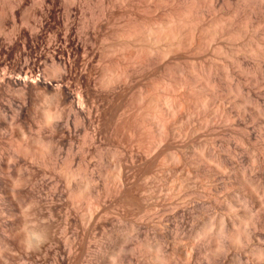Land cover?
Listing matches in <instances>:
<instances>
[{
    "label": "rangeland",
    "instance_id": "374dc122",
    "mask_svg": "<svg viewBox=\"0 0 264 264\" xmlns=\"http://www.w3.org/2000/svg\"><path fill=\"white\" fill-rule=\"evenodd\" d=\"M54 1L0 0V264H264V0Z\"/></svg>",
    "mask_w": 264,
    "mask_h": 264
},
{
    "label": "bare ground",
    "instance_id": "6f19581e",
    "mask_svg": "<svg viewBox=\"0 0 264 264\" xmlns=\"http://www.w3.org/2000/svg\"><path fill=\"white\" fill-rule=\"evenodd\" d=\"M45 1H46V0H41V6H40V8H42L43 11H44V9H45V8H43V7H45V6H43L42 3H44V5H45V3L47 2V1H46V2H45ZM125 1H126V0H125ZM128 1H129V0H128ZM133 1H134V0H133ZM136 1H138V2H140V3H143V4H146L147 7L150 6V5H151V7H152V5H153V10H156L155 8H157V7H159V9H160L161 4H162V5L164 4L165 6L163 5V7H165V8H168V7H166V6H169L170 4H172V3H171L172 0H136ZM173 1H174V0H173ZM184 1H185V0H184ZM184 1H183V3H185ZM54 2H55V1L52 0L51 3L48 2L49 4H48V3H47L48 5L46 4L47 6H46V9H45V10H46L45 12L49 13V15H50V12H51V11L53 12L54 9H55V10L58 9V8L56 9V5H55ZM138 2H135V4H138ZM39 3H40V1H39ZM174 3H175V1H174ZM174 3H173V4H174ZM187 3H188V2H187ZM180 4H181V3H180ZM17 5H18V4H17ZM19 5H20V4H19ZM173 6H174V5H173ZM184 6H185V5H184ZM186 6H187V5H186ZM59 7H60V5H59ZM136 7H137V6H136ZM151 7H150V8H151ZM154 7H155V8H154ZM170 7H171V5H170ZM170 7H169V8H170ZM161 8H162V7H161ZM171 8H172V7H171ZM171 8H170V10H171ZM147 9H149V7H148ZM157 9H158V8H157ZM185 9H186V8H185ZM37 10H38V9H37ZM40 10H41V9H40ZM71 10H72V9H71ZM153 10H152V11H153ZM162 10H164V9H162ZM167 10H168V9H167ZM167 10H166V11H167ZM172 10H173V8H172ZM43 11H42V12H43ZM148 11H151V9H149ZM152 11H151V12H152ZM160 11H161V9H160ZM166 11H165V12H166ZM181 11H183V10H181ZM33 12H35V11H33ZM45 12H44V13H45ZM146 12H147V11H146ZM151 12H149V13H151ZM155 12H158V10H156ZM162 12H163V11H162ZM168 12H169V10L167 11V13H168ZM171 12H172V11H171ZM185 12L187 13V11H185ZM0 13H1V11H0ZM54 13L56 14V11H55ZM147 13H148V12H147ZM152 13H153V12H152ZM173 13H174V12H173ZM1 14H2V13H1ZM32 14H33V13H32ZM55 14H54V15H55ZM69 14H70V13H69ZM156 14H157V13H156ZM169 14H170V13H169ZM12 15H15V14H12ZM47 15H48V14H47ZM47 15H46V16H47ZM154 15H155V14H154ZM154 15H153V16H154ZM165 15H166V14H165ZM170 15H171V14H170ZM170 15H168V16H170ZM182 15H183V14H182ZM59 16H60V15H59ZM70 16H71V15H70ZM70 16H69V17H70ZM158 16H161V15H158ZM44 17H45V16H44ZM67 17H68V16H67ZM151 17H152V16H151ZM151 17H150V18H151ZM47 18H48V16H47ZM148 18H149V17H148ZM35 19H36V18H35ZM39 19H40V18H39ZM54 19H55V18H54ZM152 19H154V18H152ZM158 19H159V18H158ZM158 19H157V20H158ZM165 19H166V18H165ZM170 19H172V18H170ZM170 19H169V17H168V20H170ZM173 19H174V18H173ZM57 20H58V19H57ZM55 21H56V20H55ZM155 21H156V20H154V22H155ZM165 21H166V20H165ZM40 22H43V21H40ZM170 22H172V21H170ZM156 23H157V22H156ZM159 23H160V22H159ZM167 23H168V22H167ZM162 24H163V23H162ZM164 24H165V23H164ZM169 24H170V23H168V25H169ZM154 25H155V24H154ZM159 25L161 26V23H160ZM159 25H158V26H159ZM171 26H172V24H171ZM167 27H168V26H167ZM169 27H170V25H169ZM169 27H168V28H169ZM29 28H30V27H29ZM44 28H45V27H44ZM68 29H69V28H68ZM158 30H161V28L158 29ZM158 30H157V32H158ZM165 30H166V28H165ZM170 31H172V30H170ZM39 32H40V31H39ZM42 32H43V31H42ZM167 32H169V31H167ZM158 33H159V32H158ZM63 36H64V35H63ZM168 38H169V37H168ZM168 38L166 37V39H168ZM68 39H69V38H68ZM55 40H56V38H55ZM55 40H54V41H55ZM60 41H61V40H60ZM56 42H57V41H56ZM70 42H71V41H70ZM53 43H54V42H53ZM74 43H75V42H74ZM58 46H59V45H58ZM62 46H63V45H62ZM69 46H70V45H69ZM78 46H79V45H78ZM78 46H77V47H78ZM72 47H73V46H72ZM79 47H80V46H79ZM56 48H57V47H56ZM70 48H71V47H70ZM65 50H66V49H65ZM55 51H56V50H55ZM60 51H61V50H60ZM58 53H59V51H58ZM58 53H57V54H58ZM60 53H61V52H60ZM69 54H70V53H69ZM58 55L60 56V54H58ZM42 56H43V54H42ZM44 57H45V56H44ZM56 57H57V56H56ZM60 57H61V56H60ZM60 57H59V58H60ZM67 57H68V56H67ZM41 58H42V57H41ZM45 58H46V57H45ZM51 58H52V57H51ZM64 58H65V57H64ZM68 58H69V57H68ZM55 59H56V58L53 57V61H52L51 63L55 62ZM40 62H41V61H40ZM59 63H60V62H59ZM59 63H58V64H59ZM38 64H39V63H38ZM40 64H41V63H40Z\"/></svg>",
    "mask_w": 264,
    "mask_h": 264
}]
</instances>
